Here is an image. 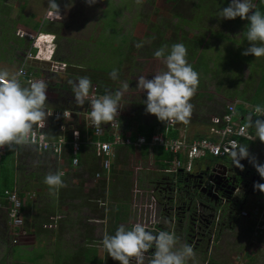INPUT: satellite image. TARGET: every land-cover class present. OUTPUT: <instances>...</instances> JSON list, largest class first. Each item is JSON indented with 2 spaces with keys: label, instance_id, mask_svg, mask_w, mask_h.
<instances>
[{
  "label": "rangeland",
  "instance_id": "1",
  "mask_svg": "<svg viewBox=\"0 0 264 264\" xmlns=\"http://www.w3.org/2000/svg\"><path fill=\"white\" fill-rule=\"evenodd\" d=\"M227 1L228 3L230 2V0ZM56 2L60 7V15L52 13L49 15V19H46L48 17L46 14L50 12L47 7V0H4L3 5H5L4 7L8 12L10 11V15H0V50L3 46L7 50L8 47L12 46V42L14 41L12 39L11 43L6 44L2 42L1 35L5 29L4 26L6 27L5 20L7 21L9 18V21L12 19L11 22H15L21 18L20 23H15L12 26V29L15 32L17 31L18 36H20V33L22 35V33L29 31L26 25H24L25 27L20 26L25 23L24 21L29 23L37 21L40 32L50 30L57 34L58 45L61 44L58 54L73 61L75 66L84 67L86 71L88 68L86 65L91 58H94L91 54L96 51L95 43L98 40H103L105 43V45L101 46L100 53L96 54V57L98 55L104 56L105 54L104 57H100L97 66V69L103 72L115 67L118 57L117 50L119 43L116 42L109 52L106 48L107 42L112 43L109 39L113 42L116 40L111 36L112 31L115 35L114 30L116 29L121 36L131 33L132 30L135 34H139L137 36L142 37L148 33L155 34L151 29L152 26L161 28L164 39L168 43L175 40H177L176 43L180 41L182 38L181 33H184L189 38H192L193 35H203V44L201 45L206 46L205 49L209 56L214 57L219 53L220 62L225 58L226 64L233 63L228 71L227 79L229 81L224 84L223 88L217 87L215 82L217 79L214 77L209 78V75L201 77V84H198L195 94H202V96L195 97L194 94L190 100V103L193 105L191 116L188 119V122H191V134H194L198 130V123H202L200 122L201 120L211 119L216 115H220L225 107L231 103L236 101L239 103L243 102L239 99L240 96L236 90L237 97L232 93L236 86L240 95L242 96L243 93V96L247 98L258 84V79L261 78L260 73L264 76V56L255 58L251 54L247 56L242 55L249 46L247 39L240 38L242 37L241 26L244 20H241L239 17L234 20L220 18L219 10L222 8L217 5L220 4V0H179L177 2H174V0H97L96 3L91 5L86 0H56ZM211 2L217 5L215 7L216 10L211 8ZM252 2L254 3L255 0H252ZM112 4L120 6L117 7V9L119 8L120 15L116 19L114 27L112 17L110 24L103 21L104 19L105 21L108 19L104 10H106L108 5ZM194 5H198L199 8L195 9ZM39 8H42V10ZM138 13L140 14L139 16H137ZM109 14L112 16V12ZM195 14L202 15L200 17L202 24L212 26L214 29L217 27L220 32L226 35L228 33L231 39L238 41L233 47L232 53L225 51L227 47H232L231 41H223L221 38L213 36L208 29H204L201 32V30H198L199 28L193 29L188 25V21ZM209 14L213 18L210 20L211 23L205 20L206 17H209ZM176 15L185 19L184 23H178L177 18H175ZM246 30V28L243 29L244 37L246 36ZM7 38L10 39V36L8 35ZM130 38L131 34L127 35L126 47L130 44L134 49L130 53L128 62H124L123 66L117 69L118 79L114 80L116 84L114 87H110L108 91L111 94H115L117 91L121 93L118 104V112L120 113L122 123L121 129L126 130L128 133H133L139 124H155L157 126L163 123L155 115L145 112L143 101L146 99V94L137 87V81L140 76L151 79L155 74L167 69L164 59L156 58L153 55L154 52L151 51L152 49H148L149 40L147 38L141 40L138 37V41L134 43H131L132 39ZM143 42L145 45H143ZM137 43H141L142 46L137 47ZM27 45L29 46V43ZM222 50L223 52H221ZM58 57L56 55L57 60H59ZM248 58L250 63L247 61ZM213 73L220 77L217 72ZM250 77H252L253 81L247 95V84L245 82ZM125 84L128 85L127 88L124 87ZM92 87H96L99 91L98 84L92 83ZM244 87L245 92H242ZM262 95L264 96V88ZM253 142L255 144V141ZM242 143L243 145H247L246 141H242ZM154 156L152 148L146 150V152L141 148H135L131 152L125 149L118 151L116 164H113L115 168L112 169L114 172L111 176L113 177V184H116L117 187L114 188L112 199L108 200L107 203V212L109 213L106 221L108 222L106 224H96L94 218L99 217V214L93 212L86 214V224H80L83 227L90 228V231H88L90 236L88 235L89 237H87L86 241H82V236H80L81 230H75V234L66 237L64 235L61 236V242L58 241L57 245L52 243L51 237L49 246L46 247L39 244L32 250L25 249L23 246L5 248L0 244L2 247L0 250V264H52L51 260L54 253L56 254L60 251V253L64 254L65 252V255L72 256L79 249H88L85 255L96 260L87 264H120L119 261L114 260L108 255L102 244L103 237L105 234L114 235L120 225L131 228L136 223L142 224L147 230L152 232L164 230L174 233L178 238L176 248L182 247L185 244L181 240L184 231L182 225L172 224L168 220V217H163V212L167 209L164 208L165 206H160L156 199V195H162V193L158 191L155 194L156 191H152L155 185L149 183L154 175V169L157 170L154 165ZM227 160L229 161L228 163L226 162ZM222 162L232 164L231 157L223 159ZM93 190L92 188L88 193H82V191H79V193L83 197L91 198L94 196ZM94 192L100 195L96 189ZM250 192L253 195L258 193L255 190L248 191V193ZM238 196V198H241L242 193L239 192ZM117 197L120 199L116 200ZM163 197L162 195L160 199H164ZM101 199H103L102 196ZM260 202L262 201L258 202L257 198L255 202L250 197L248 200L246 199V204L243 205L245 207L240 211L239 219L234 222L236 225L233 226V229H226L223 232L221 229L217 232V242L209 244L208 248L202 247L194 250V254L187 260V264H264V236L259 237L257 234V230L260 231L261 224L259 226L252 224L255 222L252 217L257 218L260 213L259 210L254 211L259 207ZM116 203L126 206L124 214L121 212L125 217L123 224L119 221L113 224L114 218H112L110 211L114 210ZM97 208L99 207L97 206ZM64 209L67 210L65 207ZM69 210L74 211L73 208H69ZM72 214L68 213L65 220L69 218L72 220ZM130 220L132 221L130 222ZM257 220L260 221L259 216ZM261 223L264 224V221ZM101 226H103L105 233L99 229ZM158 226L161 228L158 229ZM249 236L251 237L250 239ZM8 246H10V243H8ZM57 254L54 255L53 264H56ZM148 255L146 254L145 264H148ZM66 260L63 259L62 262L64 263ZM77 264L84 263L80 262ZM132 264H135L134 258Z\"/></svg>",
  "mask_w": 264,
  "mask_h": 264
},
{
  "label": "clouds",
  "instance_id": "2",
  "mask_svg": "<svg viewBox=\"0 0 264 264\" xmlns=\"http://www.w3.org/2000/svg\"><path fill=\"white\" fill-rule=\"evenodd\" d=\"M86 2L91 5L96 3L97 0H86ZM47 5L50 12L54 15H60V7L56 0H47ZM254 9H256V5L252 0H230L227 7L219 10V17L228 20H234L239 17L241 20L248 21L246 39L249 42V46L245 49L242 55L247 56L251 54L255 58H259L264 56V13ZM46 19L49 18L46 17ZM32 35H34V39L26 38L30 40V46L36 40L35 42L38 44L37 48H35V52L37 50L42 52L43 58L41 59V63L45 66V69H48L50 59H56L57 36L43 35L41 33ZM42 37L44 39L39 42ZM136 46L141 47L142 44L137 43ZM153 55L156 58L164 59L167 70L155 74L151 79H148L145 76L139 77L137 87L146 94V99L143 101L145 104V112L147 114L155 115L159 121L166 122L167 124L174 122L187 123L193 109L190 100L195 94L199 84V73L187 62V48L183 43H174L170 48L168 45H164L155 50ZM66 65V69L63 72L54 75L64 74L69 68L67 63ZM22 75V68L14 74H10L7 71H0V148L8 146L10 149H13L16 146L28 143L34 125L37 122L43 124V122L53 114L47 112L45 108V102L47 100V84L43 80H35L30 82L29 86H22L20 82V77ZM109 75L113 80L118 79V70L113 69ZM70 83H72V91L76 102L80 105L85 104L92 86L90 78L84 76L80 77L78 81ZM124 87L127 88L128 85L125 84ZM120 97L121 93L117 91L115 94H105L90 101L91 111L89 116L93 127L98 128L102 123L111 122L117 117L119 114L118 104ZM255 111L264 112V108L257 106ZM247 124L248 127L254 128L256 138H259L261 142H264V119H256L253 121L252 116L250 115ZM255 136L253 133V139L248 141H254ZM242 141L247 140H241L239 145L233 143L228 150L230 154L228 157H210L214 161L231 157L232 164H227L229 161H226L227 163H214L212 167L206 168L210 171L219 165H225L227 166V169H233V173H227L228 178H233L234 176L238 177L235 181H228L226 179L227 182H230L228 183L230 185V190L228 186V189L224 188L227 185V182L222 190H225L227 193L230 191L228 194H231L235 198L239 197L238 193L240 192V187L243 182V180H239L240 175L238 174L240 171L239 168L241 170L244 168L241 161L250 157L248 146L243 145ZM200 159L192 160V170L190 172L187 173L183 169L184 171L181 170L179 174H181V176L193 175L194 162ZM185 161L187 162L188 160L185 159ZM250 162L253 163L259 176L264 179V164L256 162L255 159H250ZM229 165L232 166L229 167ZM164 170L165 169L161 172L165 176L163 187L172 189L177 186L178 180H171L169 176L165 174ZM250 171L252 172V170ZM209 174L206 176L201 186L207 189L206 193L200 192L197 188L199 193L204 197L205 195L207 197V199H203L200 204V210L203 217L205 216L203 211H205V209L208 210L209 208L207 206V201L209 198H213L211 193L212 189L215 188L214 186L208 187L207 184L209 182H215L217 185L219 181L223 179L219 178V175H222L221 168H218V171L213 174L211 179L208 177ZM252 174L254 175L255 173L252 172ZM215 176H218V178H215ZM216 179H218L217 182ZM44 183L49 186L50 190L63 187L64 181L62 179V173L55 172L47 174L44 177ZM160 186L162 187V184H160L159 187ZM233 189L235 190L233 191ZM257 189L264 193V183L254 184V190ZM249 194L252 193L250 192ZM258 216L260 221L257 220ZM258 216L253 219L255 223H257L256 226H259L258 223L264 221V212H260ZM4 219L6 222V216H4ZM24 225L23 220L21 226L22 231H24ZM45 225H43V227ZM210 225L211 224H209V227ZM235 225L236 224H233V226ZM261 225L260 231L258 230L257 233L258 235L264 231V224ZM217 226L218 225L214 224L212 226V234L207 236V238L210 239L211 244L215 243L216 236H214V231H216ZM233 226L227 229L232 230ZM5 232L8 233V230ZM8 235L11 237V240L8 241L10 247L20 246L24 241L16 244L12 243L11 230H9ZM177 241L178 238L174 233L164 230L154 233L147 230L142 224L136 223L131 228H126L124 225H120L116 229L114 235L105 234L102 244L108 255L114 260L119 261L120 264H132L133 258L135 264H145L146 254L149 253L148 264H187V260L194 254L193 247L189 244H184L182 247L176 248Z\"/></svg>",
  "mask_w": 264,
  "mask_h": 264
},
{
  "label": "trees",
  "instance_id": "3",
  "mask_svg": "<svg viewBox=\"0 0 264 264\" xmlns=\"http://www.w3.org/2000/svg\"><path fill=\"white\" fill-rule=\"evenodd\" d=\"M177 1H179V0H174V2H177ZM3 3H4V0H0V15L1 14L10 15V11L8 12V10L4 7L5 5H3ZM254 4L256 5V9H254V10H259L261 13H264V0H255ZM117 5L118 4L108 5L106 10H104L105 14H106V18H108L109 20L107 19V21H105V19H104L103 21L108 23V24H110L111 17H112L113 20H114L113 27L116 24L115 23L116 19L120 15L119 11H118L119 8L117 9V7H120V6H117ZM217 5H219L221 8H224V7L228 6V1L227 0H220V4H217ZM217 5L212 3L211 4V8L216 10L215 7ZM194 6H195V9L199 8L198 5H194ZM39 9L42 10V8H39ZM110 12H112V16H110V14H109ZM139 15L140 14L138 13L137 16H139ZM201 16H202L201 14H197V15L195 14L191 18V20L188 21V23H189L188 25L190 27H192L193 29L199 28L198 30H201V32L204 29H208L209 32L213 36L221 38V40H223V41H227V42L231 41L232 42V44H231L232 47H230V48L227 47V50H225V51L232 53V49L238 43V41L235 40V39H231L228 36V33L226 35L225 33L220 32L217 27L214 29V27H212V26H206V25L202 24L200 22L201 21V19H200ZM210 16H211V14H209V17H206V19H205L206 21L208 20V23H211L210 20L213 19ZM175 18H177L178 23H184L185 19L180 18L179 15L178 16L176 15ZM32 23L33 24L36 23V26H34V27L31 26V27H33L35 29H38V23L37 22H35V23L32 22ZM178 23H177V25H178ZM247 24H248V21L244 20V22H243V24L241 26L242 27V37H240V38H245L246 39V36L245 37L243 36V29L244 28L247 29ZM151 29L155 32L154 35L148 33V34H144L142 37L141 36H137L139 34L138 33L135 34V32H132V30H131V33L128 32L129 34H125V35H121L120 36L118 34V31H116V29L114 30V32L116 33L115 34L116 37H115V35H114L113 31H112L111 32V36H112V38L114 37L116 40L113 42L111 39H109L110 42H112V43L107 42L106 48L108 49V52H109L110 48L116 42L119 43V47H118V50H117L118 57H117V61H116L115 67H113L110 70L107 69V70H105L103 72L99 71L97 69V66H98V62L100 60V57L101 58L104 57L105 54H104V56L98 55L96 57V54L100 53L99 51L101 49V46L105 45L103 40H98L95 43L96 51L93 54H91V55L94 56V58H91L89 63L86 65V67H88L87 71L84 69V67L75 66L73 61H70V60L66 59L64 56H61L58 53L56 54L57 56H59L58 58H60V60H64V61L68 62L69 68L67 69V71L64 74H61V75L50 74V76L46 77V82H47L46 84H48L46 95H47L48 98H50L52 100V103L58 104V105L59 104H63L64 106L62 105V107H65L64 110H69L70 113H71V116H70V118L68 120L65 119V118L48 117L43 122L42 127H41L42 132L46 135V137L48 139H54V138H57L59 136H64L65 138L69 139L70 130H71L72 126L78 124V121L80 119V114L82 113L83 108H85L84 104L80 105V104H78L76 102V100L74 98V93L72 91V83H70V82H76V81H78V79L80 77L87 76V77L90 78L92 83L98 84L99 91H100L102 96L105 95V94H111L108 91V89H110V87H114L116 83H115V81L113 79L110 78L109 74L112 72L113 69H120L123 66L124 62H128L130 53L134 49V47L131 46L130 44H128V46L126 47V45H127V35L131 34V38H130V39H132L131 43L137 42L138 41V37L141 40L144 39V38H147V40H149L148 49L149 50L152 49L151 51H153V52L155 50L159 49L160 47L164 46V45H168L169 48H170L172 44L176 43L177 40H175L173 42H170V43L165 41L164 36H163V32H162L160 27L152 26ZM181 36H182V38L177 43H183L186 46V48H187V56H186L187 62L189 64H191L193 69L199 73V84H201V81H202L201 77L209 75V78L214 77L215 79H217L215 81L217 87L223 88L224 84L227 81H229V79H227L228 78V71H229V67L233 63L226 64L225 63V58H224V60L222 62H220L219 61V53L217 55H215L214 57L209 56L208 53L206 52V49H205L206 46L205 45L204 46L201 45V44H203V40H202L203 39L202 38L203 35H193L192 38H189L184 33H181ZM22 38H25V37H22ZM25 39H27V38H25ZM27 42L29 43V46H30L31 42H30L29 39H27ZM141 43H142V41H141ZM143 45H145L144 42H143ZM18 47L19 48H23L22 40H20V43L18 44ZM27 47H28V45H27ZM125 48H127V50H125ZM221 52H223V50ZM247 61L250 63L249 58L247 59ZM213 72H217L218 75H220V77L217 76L216 74H214ZM63 78H64V80H63ZM251 78L252 77H250L245 82V84H247V95H248V92H249V87H252L251 82L253 80ZM259 81H261V82H259L256 85V87L254 89L255 92L253 94H249L247 96V98H245L243 96V93H242V96L240 95V92H238L237 86L232 91L233 95L236 96V97H237V93H238L239 96H240L239 99L241 101H243L242 102L243 104L239 103L237 105V113L239 115H241V116H244V117H245V114L247 113V119L245 118L244 121H242L244 124H246L247 127H248V124H247L248 117L250 115L252 116L251 108L253 106L254 107H257V106L264 107V96L262 95L263 88H264V76L263 75H261V80H259ZM63 89H64V91L67 92V94H64V92L61 93V91ZM235 90L237 91V93H235ZM242 92H245V87L242 89ZM62 96H63V98H62ZM194 96L195 97L202 96V94H195ZM57 101H61V102L59 103ZM211 119H204V120H201L200 122H202V124H203L202 126L209 127L211 125ZM252 119H253V121H255L258 118L255 117V116L254 117L252 116ZM161 125H162V131H163L164 130V124L161 123ZM36 126H37V123L34 125V127H36ZM190 126H191V122H187V123L176 122V128L169 130L168 133H167V136L176 138V137H178V130L179 129L187 128V127L190 128ZM155 128H156L155 124H139L138 127L136 128L135 132H133V133L131 132L130 133L131 134V139L135 140L136 135H143V136L146 137L147 142L149 143L150 139H151V136L154 133ZM248 128H249L250 132L255 134L254 128H251V127H248ZM79 130L81 131L82 134L87 132V131H89L90 133L93 134V132L91 130H89V129L84 130V129H82V127H80ZM195 136H197V137H195V139L196 138H207L208 137L207 133H203V132L202 133L201 132H197L195 134ZM92 138L94 140L96 139L93 136H92ZM103 140L110 141L111 137H109V136L104 137ZM246 143H247V146L254 144L253 141L251 142V141H248V140L246 141ZM24 146L25 147L23 148V150H25V152H23V156L24 157L28 156V160H27V162L25 161V163H21L20 164L21 169H22L21 171L22 172L25 171V174H24V177H23L24 179L22 178V181L20 182V185H19L20 188L19 189H20L21 193H25V194L26 193H33L35 195H39V193L42 192L45 188L49 189V186L44 183V177L47 174H49L51 171L47 170L45 168V166L42 165L44 162L48 161L49 155L47 153H43V152H39V151L33 150L29 146H27V147H26V145H24ZM140 148L143 149L144 152H146V150H149V149L152 148L153 152H154V155H155L154 158L156 160V164H157V162H159V159H161V158H163V160L165 159V161H163V163L160 165V167L162 168L161 170L166 169L167 166L172 164V159H173L172 155L167 153V152H165L162 147H160V146H150L149 144H145L144 146H142ZM155 148H157V152L155 151L156 150ZM118 149L119 150H124L125 149V150L131 152V151H133L134 147L133 146H129V147L118 148ZM20 152L22 154V150ZM95 158H96L95 154L90 155V153L87 154L84 158H82L83 162L81 164L84 166L85 171L90 176H94L95 173L99 170L98 163H97V160ZM19 159H20V162H22V155H19ZM68 160H71V159L68 158ZM160 174H161V176H163V178H165L163 173L160 172ZM183 177H184V175L181 176V174L178 173L176 175V181L179 180V179H182ZM170 179L174 180L172 178H170ZM239 180H241V179H239ZM83 181L84 180H82V182ZM100 181L101 180L98 181V187L101 188L102 187L101 186L102 181L101 182ZM110 185L112 187L113 183L110 184ZM8 189L11 190L12 189L11 186H9ZM159 189H160V192L162 193L163 196H165L166 193H168V190H169V188H167V187L166 188L165 187L161 188V186L159 187ZM223 191L225 192V190H223ZM162 195H160V197ZM163 203H164V200H163ZM207 206L209 207L210 211H213L214 213L220 211V209H221L219 207V204L218 203L216 204L213 201L207 202ZM49 209H50V207H48L47 209H43L42 208V210H39L38 215L41 216V217H39V219L42 221L40 223L41 225H45V224H43L45 222L46 223L50 222V218L52 216L50 217L51 211ZM241 210L242 209L236 204V209L231 211V215L232 216H230V215L229 216L228 215L224 216V213H223V217L222 218L225 217V221L223 223L224 226L221 225L222 222L220 221L221 224L220 223L218 224V226L216 227L217 228L216 231H214V234L216 235L217 232H219L223 228H228V229L231 228L233 226L234 222H236L238 220ZM203 212L205 214L204 218L207 219V222L210 221L211 220L210 217L207 216V214H209V211L205 209V211H203ZM233 215H236V216L233 217ZM163 217H168L169 219H171V217H173V216L167 209L166 211L163 212ZM178 218L181 219L182 217L179 216ZM203 222H205L204 224H207L206 221L203 220ZM41 225L38 224L39 228H41V227L43 228V226H41ZM213 225H214V222L209 227L210 235L212 234V231H213V229H212ZM36 226H37V224H35V226H34L35 229H36ZM23 228L26 229V225H24ZM159 228H161V227L158 226V229ZM154 233H156V232H154ZM7 235L8 234L4 230H2L1 233H0V239L2 240V242L5 245H7L8 241H9V240H7V238H8ZM217 240H218V236L216 235L215 243L217 242ZM81 255L84 256V257H82V261H85L86 255H84L82 252L79 253L80 257H81ZM80 257H78V259H76V261H73L72 264L80 263V261H81ZM86 260H87V258H86ZM92 261H94V259Z\"/></svg>",
  "mask_w": 264,
  "mask_h": 264
},
{
  "label": "crops",
  "instance_id": "4",
  "mask_svg": "<svg viewBox=\"0 0 264 264\" xmlns=\"http://www.w3.org/2000/svg\"><path fill=\"white\" fill-rule=\"evenodd\" d=\"M52 14V12L47 13L46 15L49 18V15ZM43 16V15H42ZM37 19V18H35ZM12 19L9 18L7 19V21L5 20V25L4 26V30H3V34L1 35V39L3 43H11L14 39V41L12 42V46L8 47L7 50L3 47H1L0 50V71H7L10 74H14L19 66V59H20V55L23 54L27 48V39L22 38L20 36L17 35V31L15 32L12 28V26L15 23H20L21 18L18 20H16L15 22H11ZM25 23H23V25L21 24L20 26L23 27L24 25H26V27H28L29 31L27 33L29 34H37V33H41L43 35H55L57 36V34L55 32H52L50 30H47V32H40L39 31V27L38 29L33 28L34 26H36L37 21H34L35 24L33 23H29L24 21ZM33 26V27H31ZM25 27V26H24ZM18 31H23V30H18ZM2 33V32H1ZM10 36V39L7 38V36ZM44 38L42 37L39 42H41ZM59 39V38H58ZM20 40H22V44H23V48H19L18 44L20 43ZM45 42V41H44ZM59 40H57V53H59V46L58 45ZM26 47V48H25ZM60 55V54H59ZM63 56V55H61ZM4 57V58H3ZM66 58V57H65ZM2 59H4V61H2ZM59 61L65 62L68 64L67 61L64 60H60V58H58ZM67 59V58H66ZM6 60V61H5ZM29 70L33 71L35 73V75L37 77H40L41 79H46L47 76H50L51 73H49L47 70H45V66L39 62H31L29 63ZM261 73H260V77H261ZM57 77V76H56ZM64 80V78H63ZM261 80V78L258 79V83L261 82L259 81ZM22 86H27L25 81L22 80L20 81ZM47 83V82H46ZM47 88H48V84H47ZM47 91V89H46ZM67 94L66 91H64V89L61 91V93ZM255 92V90L252 91L251 94H253ZM247 93V92H246ZM63 98V96H62ZM57 102H61V101H57ZM64 102V101H63ZM245 104V103H244ZM63 104H54L52 103V100H46L45 102V108L47 112H53V111H62L64 110L65 107H62ZM64 106V105H63ZM236 112H237V107H236ZM51 117V116H49ZM247 119V113L244 116H241L237 113V117L236 119L238 121H244V119ZM247 121V120H246ZM243 123V122H242ZM201 124V125H200ZM199 128L197 131L194 132V134H191L190 128H181L178 130V137L181 138H186L187 140H191L197 136H195V134L197 132H203V133H207L208 135V127L207 126H202V123H198ZM82 129H84L82 127ZM86 130V129H84ZM84 132V131H83ZM86 133V134H85ZM83 133V141L84 144L81 147V151L78 153L77 157L79 158V164L78 166H72L70 160H68V158H65L64 160H62L61 162H58L53 156H51L49 153H47L49 155L48 161L44 162L42 165L45 166V168L47 170H50V173H55V172H59L62 173V179L64 181V186L55 190H50L45 188L42 192L39 193V195H35L33 193H21L20 192V182L22 181V178L24 177L25 171L22 172L21 170V163H25V161L27 162L28 160V156L24 157L23 156V152H25V150H23V148L25 147L24 145L29 146L27 144H23L20 146H16L13 149H10L8 146L6 147V151L5 154L1 157L0 159V195L3 194V192L5 190H7L9 188V186H11V190L10 191H15L17 192L18 197L20 198L21 202L23 203L22 209H21V216L24 220V224L26 225V229L24 228L23 230L26 233V239L21 243L20 246H23L25 249H30L32 250L33 248H35L36 246H38L39 244L41 245H45L46 247L50 245L51 241V237H52V243H55L57 245V242H61V236H70L71 234H75V230L76 231H80L81 230V234L80 236H82V241H86L87 237H89V233L88 231H90L89 227H83L80 224H86L85 223V219H86V214L93 212L95 214H99V217H95L94 220L96 221V224H106L108 221L107 217H108V213L107 212V203L108 200L112 199L113 196V191L114 188L117 187L116 184H113V186L110 189V184H112L113 180L111 177L114 171H112V169H114L115 167H113V164H116L117 161V155L115 157V159L113 160L112 164H111V169L110 172H107L105 170H103L102 168V164H101V159L96 157L95 155V159L97 160L98 163V168L99 170L96 173H100L101 177L96 179L95 175L94 176H90L86 171L84 166L81 164L83 162V159L87 154L90 153V155L95 154L94 153V149L92 147V143L96 142L97 140H103L104 137H107L106 135L103 136H96L92 133H90L89 131ZM95 137L96 139L94 140L92 138V136ZM255 136V134H254ZM103 137V138H102ZM105 141V140H103ZM254 141L255 144L254 145H248V150L250 153V157L247 158V161L250 162V159H255L256 162L264 164V142H261L259 140V138H256V136L254 137ZM252 142V141H251ZM247 146V145H245ZM30 147V146H29ZM32 148V147H31ZM156 152H157V148H155ZM22 150V154L21 151ZM67 154H70L69 150H66ZM19 155H22V162H20L19 159ZM82 157V158H81ZM154 160V165L155 168L157 170L154 169V175L152 176V180L149 183H152L155 185L154 188H152L153 192H155V194L160 191L159 189V185L164 184V178L163 176H161L160 172H162V168L160 167V165L163 163V161H165V159L163 160V158L159 159V162H157L156 164V160L155 158ZM228 161V160H227ZM42 162V161H41ZM215 163V161L210 158V157H206V158H202L200 160H196L194 162V174H200L202 173L206 168L208 167H212V165ZM251 163V162H250ZM253 164V163H251ZM232 165H229V167H231ZM169 167V166H167ZM166 167V168H167ZM252 172L256 174H258V172L256 171V168L254 167V169H252ZM95 173V174H96ZM121 175V174H120ZM24 179V178H23ZM82 180H84L82 182ZM87 180V181H86ZM101 180V188L98 187V181ZM100 181V182H101ZM161 187V188H162ZM96 189L98 191L99 194H96L94 192V190L92 191L94 193V196H92L91 198L89 197H83L79 191H82V193H88L89 191H91V189ZM9 190V189H8ZM22 195V196H21ZM36 196V197H35ZM101 196L103 197V199H101ZM250 197V199L255 202L256 198L259 201H262L259 203V207H257L255 210H259L260 212H264V194L262 192H259L252 195L249 194L248 198ZM120 199L119 197H117L116 200ZM120 201V200H119ZM249 202V201H248ZM2 204H4V201H1ZM99 208H97V206ZM48 207H50V211H51V215H50V221L52 220V218L57 217L58 218V223L56 224V226L54 228H50L47 230V228H39L38 224L41 225L40 223L42 222L38 215L39 210L43 209H47ZM67 208V210L64 209ZM69 208H73L74 211H70ZM94 208V209H93ZM99 210H97V209ZM126 210V206L121 204V203H116L114 205V210L110 211V213H112V218H114L113 220V224L118 223V221L123 224V222L125 221V217L121 214V212H123ZM106 211V212H104ZM4 211H2V209L0 208V216L2 215L4 217L3 214ZM68 213H73L72 216V220L71 218L65 220V217ZM104 213V214H103ZM82 215V216H80ZM96 216V215H95ZM252 219H255L254 217H252ZM132 220H130L131 222ZM254 221V220H253ZM252 222V220H251ZM35 224H37L36 229H35ZM43 224H47L46 222ZM252 224H257V223H252ZM258 224H263V223H258ZM43 226V225H41ZM100 230H102L103 233L104 232V228L103 226L99 227ZM227 228H224L222 230V232L224 230H226ZM258 231V230H257ZM61 233V234H60ZM51 234V235H50ZM50 235V236H48ZM89 235V236H88ZM79 236V237H80ZM258 236V235H257ZM260 236H264V231H262L261 234H259ZM47 238V239H46ZM251 237L249 236V239ZM251 243L252 240H250ZM61 246V243H60ZM62 247V246H61ZM58 250H60L58 248ZM88 249H82V250H77L76 253L74 252L73 255H65L63 253L57 252L56 254L58 255V258L56 260V264H72L73 261H75L76 259H78L79 253H83L84 255L87 253ZM99 254V252H97ZM55 253L53 254V259L51 260V263L53 264L54 261V255H56ZM84 257V256H83ZM87 258V260H86ZM63 259H67L64 263L62 262ZM81 261L84 264H87L89 262H91L94 258L85 257V261H82V257H80ZM97 259V257H96ZM102 260V259H101ZM100 260V261H101ZM94 261H96L94 259ZM99 261V262H100Z\"/></svg>",
  "mask_w": 264,
  "mask_h": 264
},
{
  "label": "built area",
  "instance_id": "5",
  "mask_svg": "<svg viewBox=\"0 0 264 264\" xmlns=\"http://www.w3.org/2000/svg\"><path fill=\"white\" fill-rule=\"evenodd\" d=\"M20 36L34 39V35L29 33H22V35L20 33ZM35 41L23 54L20 55L19 66L16 70L17 72L21 68L23 69V75L20 77V81L24 80L27 86H29L30 82L35 80H43L46 83V79L37 77L33 71L29 70V63H41V59L43 58L42 52H40V50L35 52V48H37L38 44ZM66 66V63L51 58L48 69L45 70L51 74H58L63 72L66 69ZM101 96V93L96 87H92L90 89L89 97L84 104L85 108H83V111L80 114L78 124L72 126L69 139L65 138L64 136L48 139L41 130L42 124L37 122V126L33 127L30 141L26 144L32 147L33 150L49 153L58 162H61L65 158H70L71 165L78 166L79 158L77 155L81 151V147L84 144L83 135L79 128L83 127L84 129L91 130L93 134L98 137L103 135L111 137L110 141L97 140L96 142L92 143L96 157L101 159L103 170L110 172L111 164L117 155L119 150L118 148L133 146L135 149L140 148L145 144H149L150 146H160L165 152L172 155V164H170L169 167H167L164 171L165 174L169 176V178H172L174 179L173 181H176V175L180 173L181 170L184 169L187 173L192 170L193 159H200L208 156L225 158L230 155L228 150L231 148L233 143L239 145L241 140L253 139V133L250 132L246 124L236 119V107L239 104V102L236 101L227 105L220 115H216L211 119L209 137L207 138L187 140L181 137H168V131L176 128V122L169 124L163 122L164 130L162 131L161 124L157 125L149 143L147 142L146 137L143 135H136L135 140H132L130 132L128 133L127 131L121 129L122 123L119 112L117 117L111 122L102 123L98 128L91 125L89 116L91 111L90 101ZM47 100L51 99L47 97ZM255 109L256 107L254 106L251 108L252 116L257 117L258 119H264V112H256ZM50 113H53L51 117L65 118L67 120L71 116L69 110H58ZM6 147L7 146L0 148V159L5 154ZM66 150L70 151L69 155L67 154ZM184 158L188 161L186 162ZM100 177L101 174L99 172L95 174L96 179ZM219 178L227 179L228 174L219 175ZM217 181L218 179H216V182ZM228 183L230 182H227V185L224 188L228 189V186L230 190V185ZM207 186L215 187L216 183L209 182ZM215 188L212 189L211 194L213 196ZM229 192L230 191H228V193ZM2 200L4 201V204L1 203ZM22 206L23 203L18 197L17 192L5 190L3 194L0 195V208L2 211H4L3 213L4 216H6V224H8V228L12 232V243L15 244L26 239V233L21 230V226L23 224V218L21 216ZM199 207H201V205ZM208 211L209 214H207V216L210 217L214 224L218 225L221 221V212L218 211L214 213L213 211H210L209 208ZM203 220L207 221L205 218ZM58 222V218L54 217L48 224L44 226V228H54Z\"/></svg>",
  "mask_w": 264,
  "mask_h": 264
},
{
  "label": "flooded vegetation",
  "instance_id": "6",
  "mask_svg": "<svg viewBox=\"0 0 264 264\" xmlns=\"http://www.w3.org/2000/svg\"><path fill=\"white\" fill-rule=\"evenodd\" d=\"M216 164L224 163L222 160L215 161ZM241 163L244 165L243 170L239 168V175L243 178V182L240 187V192L242 193L241 199L235 198L231 194H228L227 192H224L222 190L223 186L227 182L226 179H222L219 181V183L215 186L214 190V196L213 198H209L207 202H211V200L214 203H218L221 212V221L222 226H224L225 215H231V211L236 209V204L243 209V205L246 204V199L248 196V191L254 190V184L256 183H264V179H262L259 174H252L250 170L254 169L253 164H251L249 161H247V158L242 160ZM194 174V173H193ZM199 180L194 178L191 175H184L182 179H179L177 181V186H175L172 189L168 190V193L164 196V199L160 200V195H156L157 202L160 206L168 209L170 213L172 214V219H168L172 224H179L182 225L183 235L181 237V240L185 244H189L193 247V250L200 249L202 247H209V244H211L210 239L207 238V236L210 234L208 227L209 224H212L213 222L208 221L207 224H204L203 222V214L200 210V204L203 199H206L205 197L198 192L197 186H198ZM259 191L260 190H255ZM164 200V203H163ZM181 214V215H180ZM235 214V213H234ZM181 216L183 218L179 219L178 217ZM236 215H233V217ZM7 222H5L4 217L0 216V233L2 230L7 231L9 233V228L7 229ZM203 224V225H202ZM7 233V234H8ZM7 240H11L10 235H7ZM0 244L2 246L10 247L5 245L2 240L0 239ZM2 247L0 246V250ZM9 249V248H8ZM154 251V250H150ZM150 254V253H149Z\"/></svg>",
  "mask_w": 264,
  "mask_h": 264
},
{
  "label": "water",
  "instance_id": "7",
  "mask_svg": "<svg viewBox=\"0 0 264 264\" xmlns=\"http://www.w3.org/2000/svg\"><path fill=\"white\" fill-rule=\"evenodd\" d=\"M218 168H221L222 169V174H227L228 172H231V173H233V169H227V166H225V165H219V166H217V167H215V168H213L212 170H210L209 171V169H206L203 173H200V174H193V175H191V176H193V177H195V178H197V179H199V183H198V186H197V188L199 189V191L200 192H202V193H206V188H204V187H201L202 186V183H203V181L205 180V178H206V176L209 174V179H211L212 177H213V174H215L217 171H218ZM238 176H234L233 178H227V180L228 181H235L236 180V178H237ZM215 178H218V176H215ZM230 179H232V180H230ZM239 179H241V180H243V178L241 177V176H239ZM235 189H233V191H234Z\"/></svg>",
  "mask_w": 264,
  "mask_h": 264
}]
</instances>
